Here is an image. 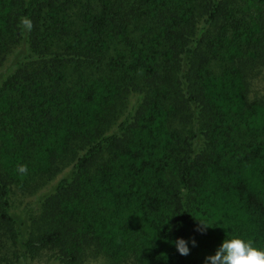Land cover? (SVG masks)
Wrapping results in <instances>:
<instances>
[{"label":"trees","instance_id":"trees-1","mask_svg":"<svg viewBox=\"0 0 264 264\" xmlns=\"http://www.w3.org/2000/svg\"><path fill=\"white\" fill-rule=\"evenodd\" d=\"M6 62L0 264L264 250V0H0Z\"/></svg>","mask_w":264,"mask_h":264},{"label":"clouds","instance_id":"clouds-1","mask_svg":"<svg viewBox=\"0 0 264 264\" xmlns=\"http://www.w3.org/2000/svg\"><path fill=\"white\" fill-rule=\"evenodd\" d=\"M23 23L28 27L31 26L30 21L27 19H24ZM18 170L22 173H27V166L20 165ZM207 228L208 226L199 221V226L196 230L203 232ZM189 242L193 247L196 246L194 238L191 241H186L183 238L170 241V243L175 245L178 253L183 256L190 254ZM204 264H264V250L255 247L251 239L244 240L237 235H231L225 237L213 255H208L204 258Z\"/></svg>","mask_w":264,"mask_h":264},{"label":"rangeland","instance_id":"rangeland-1","mask_svg":"<svg viewBox=\"0 0 264 264\" xmlns=\"http://www.w3.org/2000/svg\"><path fill=\"white\" fill-rule=\"evenodd\" d=\"M9 60H10V58H9ZM8 62H6L4 64V66L0 68V73L2 71H4L5 65ZM263 94H264V76L255 80L252 83L250 96H260ZM64 172H65V170L61 174H59L58 177H60ZM53 182H55V180L49 182L46 186L42 187V189L40 191H37L32 195L24 194V193L22 194L19 191H16V194L13 195V198H12L14 209L15 210H22V211H26V210H30V209L35 210L38 195L42 191H45L46 189H48L53 184ZM23 264H52V262L46 257H41L39 259L29 260ZM84 264H108V263L105 262L101 257H97V258L89 259ZM123 264H128V263H123Z\"/></svg>","mask_w":264,"mask_h":264}]
</instances>
